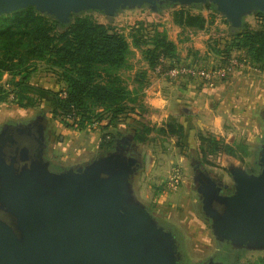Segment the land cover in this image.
Instances as JSON below:
<instances>
[{"label":"water","instance_id":"water-1","mask_svg":"<svg viewBox=\"0 0 264 264\" xmlns=\"http://www.w3.org/2000/svg\"><path fill=\"white\" fill-rule=\"evenodd\" d=\"M166 2L211 4L233 29L264 13V0H0V16L33 7L68 24L72 14L113 17L144 6L158 12L157 3ZM46 129L43 115L0 128V264H178L174 234L132 193L140 160L128 154L131 138H119L113 151L55 172L46 159ZM149 162L146 154V168ZM256 164L254 174L230 166L227 180L203 171L193 178L214 239L237 250L264 251V142ZM227 181L232 194L221 193Z\"/></svg>","mask_w":264,"mask_h":264},{"label":"rangeland","instance_id":"rangeland-1","mask_svg":"<svg viewBox=\"0 0 264 264\" xmlns=\"http://www.w3.org/2000/svg\"><path fill=\"white\" fill-rule=\"evenodd\" d=\"M189 12L201 14L207 19L204 29L180 28L173 22L172 10L152 12L145 6L122 10L113 17L95 12L91 16L126 35L139 22H147V25L165 31L175 43L179 62L209 66L216 60L208 51L215 45L223 47L228 26L223 23L222 16L206 8L191 9ZM244 20L251 30L264 26L258 24L254 14ZM128 62L130 69L120 72L128 88L133 92L137 90L141 87L142 76H145V89L150 85L161 88L162 96L167 100L163 111L168 109L173 115H180L175 107L174 90L170 85L172 80L157 76L150 70L138 50H131ZM5 80L7 77L3 76L2 82ZM29 83L54 92L60 88L55 75L42 67H38L31 75ZM194 83L206 89L199 81ZM217 85L214 97L207 104L214 110V115L222 118L219 125L221 133L217 135L197 126L195 120V123L181 124L178 119L180 122H177L183 126L182 139L178 135L160 133V128L167 131L165 126L169 118L162 117L158 110L145 103L143 91L140 100L145 107L140 108L137 101L134 106L136 115L124 113L108 126L107 120H94L80 129L72 120L64 121L55 115L50 97L45 96L37 99L38 104L34 108L0 103V128L6 124H25L37 115H43L48 136L46 159L50 167L62 170L80 164L81 160L84 162L100 155L102 150L99 144L105 136L131 138V149L140 160V166L130 181L134 198L155 213L160 224L169 227L179 244L180 261L183 264H197L215 254L219 246L211 233L209 221L202 215L199 203L195 202L197 197L193 190L192 165H200L212 176L227 180V168L230 166L242 167L250 172L253 162L257 161L260 145L264 142V72L256 67L243 69ZM134 136H142L143 141L138 142L139 139ZM200 136L206 139L201 140ZM211 138L221 140L223 144L216 152H212L210 147ZM225 146L231 149V154L224 152ZM146 154L150 157L147 168L144 165ZM228 251L230 258L240 255V264H264V251L237 250L230 246Z\"/></svg>","mask_w":264,"mask_h":264},{"label":"trees","instance_id":"trees-1","mask_svg":"<svg viewBox=\"0 0 264 264\" xmlns=\"http://www.w3.org/2000/svg\"><path fill=\"white\" fill-rule=\"evenodd\" d=\"M203 8L218 14L215 7L207 3L184 7L166 2L158 12L170 9L175 25L202 30L207 19L189 11ZM92 13L72 14L68 24H60L33 7L0 16V103L34 108L38 104L37 99L48 96L53 103V113L64 121L72 120L80 129L94 120H107L108 126L124 113L136 115L134 106L137 101L140 108H144L140 94L147 85L145 76L140 81L141 87L133 92L120 72L130 69L128 56L132 49L140 52L142 60L153 72L162 61H165L164 69L178 64L175 43L165 31H159L147 22H139L126 35L96 21ZM254 17L258 24L264 25V13L256 12ZM223 23L228 26L227 40L223 47L215 45L208 51L216 60L214 66L224 65L235 57L248 61L250 68L256 67L264 72V26L251 30L244 19L239 29L231 28L224 18ZM38 67L55 75L59 90H44L29 83ZM3 76L7 77L4 82ZM165 127L167 131L160 128L159 132L178 135L182 139L183 126L175 118H169ZM135 137L138 142L143 141L142 136ZM200 137L201 140L206 139ZM114 139L113 135L101 139L100 155L114 150L117 140ZM209 142L212 152L223 146L221 140L215 138ZM225 147L224 152L231 154V149Z\"/></svg>","mask_w":264,"mask_h":264},{"label":"crops","instance_id":"crops-1","mask_svg":"<svg viewBox=\"0 0 264 264\" xmlns=\"http://www.w3.org/2000/svg\"><path fill=\"white\" fill-rule=\"evenodd\" d=\"M217 84H220V82ZM217 84L213 89H204L199 84L197 85L185 79H178L174 82L171 81L170 85H172L171 89L174 90L176 111H178L180 115H173L172 111L168 109L163 111L167 100L162 96V90L158 85L155 87L150 85L144 90L145 103L152 109L158 110L164 118L178 119L181 122L177 121L181 124H189L193 121V123L196 122L195 124L197 126L209 129L210 132L217 135L220 132L219 125L222 118L220 115H214L212 112L214 110H211V108L207 106L208 102H210L215 95L214 89L218 87ZM87 161L82 162L81 160L80 164Z\"/></svg>","mask_w":264,"mask_h":264},{"label":"built area","instance_id":"built-area-1","mask_svg":"<svg viewBox=\"0 0 264 264\" xmlns=\"http://www.w3.org/2000/svg\"><path fill=\"white\" fill-rule=\"evenodd\" d=\"M164 64L165 61H162L154 69V73L157 76L165 77L172 81L181 78L193 82L199 81L207 89H213L216 83L223 81L237 71L250 69L248 61L239 60L235 57L230 58L226 64L219 66L211 64L205 67L193 63L179 62L168 69H164Z\"/></svg>","mask_w":264,"mask_h":264},{"label":"flooded vegetation","instance_id":"flooded-vegetation-1","mask_svg":"<svg viewBox=\"0 0 264 264\" xmlns=\"http://www.w3.org/2000/svg\"><path fill=\"white\" fill-rule=\"evenodd\" d=\"M162 6V4H158L157 3V7L159 8V7H161ZM263 119H264V116L262 117ZM48 137V136H47ZM128 154L129 155H131V156H134V157H136V154L134 153V151L131 149L129 152H128ZM253 168L250 170V172L249 171H247L248 173H256L257 171H258V167H257V164H256V161H254L253 162ZM76 166V165H75ZM75 166H73V167H75ZM51 169L53 170V171H55V172H60V171H63L62 169H58V168H54L53 166L51 167ZM191 170H192V177L193 178H196V175L200 172V171H203L204 173H206V174H208L210 177H212L214 180H216V181H219L221 178H218V177H216V176H212L211 174H209V173H207L205 170H203V168H201V166L200 165H192V167H191ZM193 182H194V180H193ZM224 182V184H226L225 183V181H223ZM230 181H227V184H228V188L226 189V190H224L223 188H222V191H221V193L222 194H232L233 193V189H232V187H231V185H230V183H229ZM196 187H198V182H197V180H196ZM195 186L193 187V190H194V192H195V196L197 197L196 199H195V202H198L199 203V205H200V201H199V198H198V193H197V188H196ZM199 208H200V206H199ZM153 216L155 215V213H153L151 210H149V209H147ZM155 217V216H154ZM156 218V217H155ZM205 218V217H204ZM207 220V219H206ZM161 227H163L165 230H167V231H171L170 229H169V227H165V226H163L162 224H161ZM217 245L219 246V249H217L216 250V253L215 254H213L212 256H210V257H208L206 260H204V261H202V262H200V263H197V264H208V263H211V262H220V263H223V264H240L238 261H239V259L237 260V256H235V257H233V258H230V254H229V251H228V248H229V246L227 245V244H225V243H217ZM224 248H226V249H224ZM178 264H183L181 261H179V263ZM193 264V263H192Z\"/></svg>","mask_w":264,"mask_h":264}]
</instances>
